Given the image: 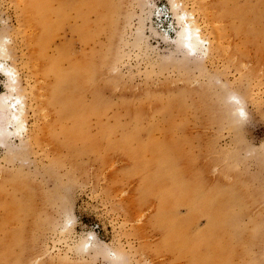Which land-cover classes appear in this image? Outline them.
Instances as JSON below:
<instances>
[{"label": "rangeland", "instance_id": "374dc122", "mask_svg": "<svg viewBox=\"0 0 264 264\" xmlns=\"http://www.w3.org/2000/svg\"><path fill=\"white\" fill-rule=\"evenodd\" d=\"M182 13L206 56L176 42ZM0 50V98L27 109L0 144V264H264V2L0 0ZM71 78L78 122L53 101ZM225 194L239 238L209 228Z\"/></svg>", "mask_w": 264, "mask_h": 264}, {"label": "bare ground", "instance_id": "6f19581e", "mask_svg": "<svg viewBox=\"0 0 264 264\" xmlns=\"http://www.w3.org/2000/svg\"><path fill=\"white\" fill-rule=\"evenodd\" d=\"M260 2L262 3V2H264V0H260ZM178 6H179L178 3H174L173 4L174 10L177 11L179 8ZM187 18H189L190 20L188 21ZM178 20L180 22H182L181 31L179 32V34L177 36V40H176L178 45L181 48H183L187 52V54H189V55L206 56V54L208 53V48L206 47L207 43L202 38V36L200 34V30L194 25V22L192 21L193 20L192 16L187 15L185 13H182V15L179 17ZM248 20H249V18H245L244 22L248 21ZM1 71L5 75V77L8 79V81L11 83V85H10L11 90L16 92L18 90V87H19V83H18V79L16 77V73L13 71V69H11L9 67H4V66H1ZM71 79H74V78H71ZM77 85H78L77 79H74L73 82H70L67 80L66 81L61 80L57 84V89L55 90V98L53 100L54 103L59 105L60 108L62 109L60 116H63V115L72 116L73 120L76 122H78L77 119H79V117L77 118L76 116H78L77 112H78V108L80 107V102L78 100H75L76 103L72 102V99H74V98H73V94L71 92V88L72 87L75 88V87H77ZM53 92H54V90H53ZM57 93H59V94H57ZM74 107L77 109V111H73ZM0 111H2L4 114H6L8 116L7 124L0 122V144L3 143L4 141H6L8 138H10L12 135H15V134L20 135V133H22V132H27V125H26L27 109H26V104L23 101L22 97H20V96L14 97L13 96V98H12V95L2 96L0 98ZM8 125L12 126V128L9 129ZM82 126L83 125H80V129ZM80 134H82V135H80ZM76 136H78V137H76ZM76 136H74V137L77 139H80L83 142L89 141L85 137V134L82 131ZM72 137L69 140V146L71 148L73 147L72 142H71ZM123 148L127 152L129 151L128 140H125L123 142ZM85 150H86L85 148H82L81 152H83ZM156 178L158 179L159 176H157ZM227 194H225V197L222 198L223 202H212L213 204H215V205L217 204L218 206L222 205L224 214L220 215L222 212H219L216 214L211 213V215H210L211 219L209 221V224H210L209 228L211 230V229H214L218 226L217 230L229 235V237L232 239V237L236 238L237 236L240 235L239 228L237 229L240 214L238 216V214L232 213L233 206L236 202H226V200L228 199ZM160 200H161L160 202L164 201L163 199H160ZM181 203L185 204L186 202L185 203L181 202ZM187 203L188 204H191V203L196 204L197 202H187ZM208 203L209 202L200 201L199 206H203V205H206ZM163 208L164 207L162 206V204H160L159 218H161L163 216V213H164ZM218 209H219V207H218ZM218 209H216V211ZM194 215H195V212H194ZM190 221H191L190 218L186 219V222H190ZM237 238H239V237H237ZM232 253H233L232 249L229 248L228 252L222 258L223 259L222 264H224V263L229 264L230 258L233 256ZM202 254H204V253L199 252L198 255L196 256V258L195 257L193 258L192 264H219L218 262L220 260L217 259V258H219L218 254L208 256L209 258H207V259H205Z\"/></svg>", "mask_w": 264, "mask_h": 264}, {"label": "clouds", "instance_id": "9594fccd", "mask_svg": "<svg viewBox=\"0 0 264 264\" xmlns=\"http://www.w3.org/2000/svg\"><path fill=\"white\" fill-rule=\"evenodd\" d=\"M222 103L231 108L230 114L241 126L247 122V115L243 107L244 101L237 93L227 92L222 99ZM106 258L109 264H126V257L120 252L109 250L106 253Z\"/></svg>", "mask_w": 264, "mask_h": 264}]
</instances>
